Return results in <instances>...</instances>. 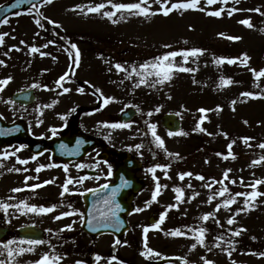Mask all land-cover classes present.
Listing matches in <instances>:
<instances>
[{"label":"rangeland","instance_id":"1","mask_svg":"<svg viewBox=\"0 0 264 264\" xmlns=\"http://www.w3.org/2000/svg\"><path fill=\"white\" fill-rule=\"evenodd\" d=\"M112 2L134 3L138 0H112ZM176 2H181V0H169V6ZM99 3L107 4V0H54V3L46 5L44 12L45 17L66 25V28L90 29L99 33L100 41L92 42L90 46H102L104 55L111 59H108L111 70L117 73L111 74V83H114L113 79H117L123 73V77L129 79L126 81L125 92H117L115 87H109L110 98H113L111 111L115 113L124 106L136 107L141 114L159 109L157 111L159 113L169 112L178 115L184 123L183 131L186 135L190 133L187 131L190 128L194 129V134L198 137H209L215 132L217 137L214 143L211 145L209 143L206 149L200 153L195 152L191 138H184L185 135H180L173 141L164 142V148L158 147L157 144L152 148L154 157L175 159L176 162L183 158L189 160L188 163L183 164L184 166L174 165L161 170L156 169L154 173L148 171L149 178L154 180L153 176H155L161 181L160 185L162 186L156 201L150 203L153 210L157 212L155 215L159 218L161 213L167 212L159 230H152L147 234V238H150L148 247L161 254L149 259L160 260L170 256L185 258L188 264H203L202 258L210 259L214 264H233V261L235 264H264V256L259 255L264 253V196L256 199L255 206L251 211H240L237 215V211L244 207L245 198L235 195L236 193L251 192L252 188L249 185L252 182L264 180V162L255 165L252 163L253 160L264 156V149L258 146L260 143H264V98L253 99L241 95L243 92H252L264 96V77L257 81L250 71V69L257 71L264 69V31H261L264 29V0H239L238 3L236 0H228L227 4L218 2L214 5H207L206 0H201L200 7L204 8V11L174 10L167 17L162 14L143 17L130 15L127 12L117 13L113 17V20L117 21L116 23L102 15L103 11L112 10L110 6L103 9L101 13L85 15L86 6ZM149 3L152 5L153 11L160 7L155 0H149ZM77 5L81 6L83 11L80 9L71 11ZM221 8L224 11L220 17L206 14ZM232 8H236L238 11L229 16L228 10ZM257 8L260 9V12L251 11ZM244 19H249L253 27L249 28L239 23ZM18 21L19 19L9 21L0 28V34L8 33L4 37L3 45H0V60H3L6 65L0 66V79L12 77L11 82L0 92V117L8 123L17 119L26 122V108L15 106L9 101L12 93L32 88V85H26V77L31 75V67L27 63L32 61L33 56H36L29 53L31 41L25 40L26 30L20 27L21 24ZM23 26L25 27V25ZM102 35L107 37L103 39ZM30 36L32 38V32ZM229 36H238L241 39L230 40L227 38ZM22 40L25 41V44L20 43ZM165 45L171 47H165ZM14 48L20 50L17 51ZM192 48L202 49L203 54L194 58L190 57L187 64L183 63L182 57H177L175 62L178 65L194 69L193 72H176L170 82L163 85L157 84L155 87H151L150 84L156 78L149 77L148 84L135 87L140 77L132 73L133 66L139 70V65L157 56L170 51ZM206 48L212 54L210 58L212 62H209L208 56L205 55ZM214 54L226 59L242 58L244 54H247L250 60L247 66L241 64L240 59H237L235 64L225 62L220 65L215 62ZM48 57V54L40 57L36 61L38 63L33 68L34 71L36 68L42 67V62L47 61ZM101 59L103 60V58ZM117 63L121 64L125 71L119 72L115 67ZM101 65L102 61L93 57L80 60L78 74L81 76V70H87L91 73L88 77L94 80L101 71ZM121 72L123 73L120 74ZM130 73L131 78H129ZM221 78L231 79L233 83L221 86ZM194 80L196 83L193 82ZM106 90L108 89L106 88ZM41 91L43 90H37L38 101L42 98ZM118 96L125 100L121 106L114 101ZM74 101L75 99H70V103ZM232 101H236V103L233 105ZM217 106L221 109L219 112L216 111ZM201 108L209 111L201 113L199 111ZM58 109L62 111L60 106ZM58 113L60 112L51 110L46 112L45 117L55 119ZM202 116L205 118L201 127L205 131L200 132L196 130V125L200 123ZM34 122L36 125L39 124L37 120ZM192 124L193 126L190 127ZM46 125L56 126L54 123ZM118 133V131L113 132L115 135ZM225 133L227 136L224 135ZM242 137L253 138L249 142L251 147L243 143ZM232 141H235L232 152L236 158L229 157L225 160L223 155L228 154L227 146ZM185 144L188 146H184ZM135 146L136 144L133 143L121 149L135 151ZM17 148L20 146L10 144L0 149V154L5 151L16 153L7 159H0V165H2L0 166V202L10 205L19 204L20 201L26 202V171H23L26 164L21 165L17 162V158L26 159V153L23 148L16 151ZM215 152L223 155L217 156L215 159L212 157V153ZM168 153L178 155H169ZM147 154L144 153V155ZM16 168L21 171H9V169ZM229 169L231 171L228 179H224L223 174ZM184 172H192L193 176L181 180L179 174ZM197 175H203L205 180L196 179ZM241 179L243 183H241ZM220 180H224L223 186L228 188V193L224 197L215 196L212 202L208 203L209 197L214 196L222 187L218 183ZM208 183L212 184V188L204 187ZM13 188L25 190L14 193L11 191ZM155 188L156 186L153 187V191ZM175 188L183 190V199L179 202L175 198ZM257 190L264 193V184L259 185ZM233 196L236 199L235 204L231 205L229 209L221 207L219 211H216L217 204H222L224 199ZM9 197H14V199L10 200ZM170 205H175V207H169ZM140 208L144 209V207ZM0 211L4 212L3 209ZM208 213H213V216L207 221L202 220L201 217ZM138 214L147 220L145 210ZM4 215L8 218L12 228L26 225V211L23 209L18 210L15 207H10ZM32 215L37 216L36 221L44 223L43 215L46 216V214L34 213ZM47 215L55 220L54 211ZM13 217L16 218L14 222L11 220ZM230 217L235 220L233 225L227 224ZM201 227L206 229L205 245L197 244L195 249H191V245L196 243L191 237ZM177 228L186 232L187 236L172 237L168 235L170 230ZM239 228L246 229V231L241 232L239 236H232L231 232ZM130 236L128 235L126 238ZM136 236L143 238V231ZM97 243L96 254L103 257L99 264H107L108 258L104 256L102 249L107 248L109 239L104 238L98 240ZM11 247L16 248L17 245L13 244ZM19 247L26 249L25 244L19 245ZM126 248V259L130 260V264H145L144 256L138 254L136 260L129 257L131 253H134L135 247L126 245ZM33 249L32 252L25 251L22 255L16 256L12 264H34L44 254H48L46 250H41L40 246L33 247ZM138 249L141 253L144 251V245L141 243ZM3 251L4 249L0 248V252ZM229 251H231V256L228 255ZM48 255L51 256V254ZM4 258L6 260V252L0 256V259ZM67 259L68 257L62 258L60 263L64 264Z\"/></svg>","mask_w":264,"mask_h":264},{"label":"flooded vegetation","instance_id":"2","mask_svg":"<svg viewBox=\"0 0 264 264\" xmlns=\"http://www.w3.org/2000/svg\"><path fill=\"white\" fill-rule=\"evenodd\" d=\"M45 6L43 5L39 8L42 9ZM33 14H35V10ZM41 23L45 25L47 21L42 19ZM34 34L33 43L35 47H38L40 52H46L51 61H46L42 67L36 68L34 71L35 77L26 78L27 85H39V87L33 89L35 91V102L26 106V129L29 142L47 140L52 137L61 138L66 142L57 143V158L53 157L50 149L36 152L31 150L26 144V160L29 161L26 164V169H28L26 177H32V179L27 181V185L43 184L44 181L49 180L53 181V183L44 185L34 191L29 190L26 186V203L38 207L56 205L55 217L56 215L60 216L63 212L72 211L83 214L84 219V196L91 193L87 190L98 189L102 184L113 182V175L117 166L129 154L121 148L133 143L142 146L139 150L135 146V151L133 152L134 158L138 163L134 174L136 181L141 185V190L132 196V210L126 218L129 229L122 238H119L121 241L119 245L114 246L117 239L113 235L93 236L84 232L80 215H71L54 220L46 214L43 218L44 223L41 224L40 221L35 220L37 216H33L32 214L34 213L26 211V227L34 226L40 229L43 235L41 240L44 243L35 246H45L48 252H52L62 258L68 257L66 264H76L77 261H81L83 264H94L95 249H98L96 244L98 239L103 237L108 238L110 241L107 244V248L102 249L105 256L108 258L115 256L122 264H126V245H129L135 247V250H133L135 252L131 253L129 257L131 256L136 260L138 254H140V252L138 253V246L144 242V238L136 235L142 232L144 227L153 224L150 223V218L156 219V222L158 221L155 215L157 212L153 210L151 204L146 205V202L151 201L153 187L156 186L157 182L160 184L161 181L159 179H150L148 169L157 165L166 167L182 166L188 163L189 160L183 158L176 162L175 159L154 157L152 148L156 146V141L149 125L156 126V134L164 142L173 141L179 135L170 136L169 132L162 128L159 123L162 114L154 110L153 112L138 114V116L128 122H121L120 114L129 107L124 106L121 110L114 113L111 111V102L104 105L103 101L105 97H110L111 95L110 86L115 87L117 92H125L127 79L117 78L113 79L114 83H111L110 68L106 63H103L100 75L94 80L88 77L90 72L87 70H81L80 76L78 69L75 68V74H71L72 69L68 66L71 62L66 61V58L64 61L61 55L64 53L69 54V52L74 54L70 44L75 43L83 60L96 53L104 56L105 52L102 50V46H98L99 48L94 45L90 46L92 42L100 41L99 33L90 29H62L55 31L53 29L39 28L35 29ZM106 37L102 35L101 38L105 39ZM49 41H52V43H49ZM65 72L70 73L69 77L62 82L64 87L71 89L67 93H64L63 89L55 83ZM38 89L44 91V93L41 91L40 95L43 99L41 98L39 101L36 100ZM77 89H83V92L77 91ZM96 89H100V92H97ZM72 98L75 101L70 103ZM114 101L119 106L122 105V102H125L124 98H120V96L116 97ZM59 106L62 111L58 109ZM51 110L60 112L53 121L45 117L46 112ZM61 117H64V119H61ZM34 120L39 121V124L36 125ZM52 122L56 125L55 128L58 129L55 136L49 131L53 127L46 125ZM113 123H126L131 126L117 129L106 126ZM115 131L119 133L117 135L113 134ZM77 141L82 142L79 147L77 146ZM61 145H66V147L61 148ZM77 147L78 151H75ZM145 152L148 154L144 155ZM33 156L37 158L32 160L31 157ZM50 164H67L68 171L65 172L63 167H47ZM77 164H84L85 167L78 169L76 167ZM40 165H45L46 167L37 173L35 169ZM109 168H111V176L107 175ZM156 169L161 170L164 168ZM82 176H88L89 179L84 180L82 184L77 183L76 181ZM97 176L100 177L99 180L95 179ZM69 178L73 180V183L69 185V192L61 197L62 185ZM80 193L84 194L81 195ZM138 207H144L147 213V220L138 216V212L135 211ZM4 214V212L0 211V225L6 228L5 236L0 240V244L9 240L19 241L17 230L21 226L12 228ZM11 220L14 222L16 218L13 217ZM67 225H71V229H68ZM128 235L133 236L126 238ZM148 241L150 239L147 238ZM26 247L30 246L26 244ZM171 262L167 264H171ZM146 264H154V261L148 259Z\"/></svg>","mask_w":264,"mask_h":264},{"label":"snow or ice","instance_id":"3","mask_svg":"<svg viewBox=\"0 0 264 264\" xmlns=\"http://www.w3.org/2000/svg\"><path fill=\"white\" fill-rule=\"evenodd\" d=\"M25 2V0H17V3H23ZM27 2H29L31 4V7L28 9V14L32 15L34 10H35V20L34 23L39 26L40 28H44V24L41 23V20H46L47 23L49 25H53L56 28H60L62 27V25H60L58 22L44 17L43 14L39 11V7L43 6V5H50L52 3H54V0H42V4L41 3H33L32 0H27ZM155 2L157 4L160 5L159 9L156 11L152 10V5L149 3V0H138V2H134V3H113L112 0H107V4L105 3H99L96 5H88L87 7V12L85 13V15H87L88 13H101L103 9H105L106 7L110 6L111 7V11H103L102 15L103 17L112 20L113 23H116V20H113V17H115L117 15V13H124L127 12L130 15H135V16H143V17H150V16H156L158 14H162L165 17H167L172 11L174 10H178V11H187V10H197V11H204V8L200 7V2L201 0H181V2H176V3H171L169 6V0H155ZM222 3V4H227L228 0H206L207 5H214L216 3ZM236 2L238 3L239 0H236ZM17 5L13 4L10 5V8H15ZM77 9H80L81 11H83V9L81 8V6L77 5L75 8L71 9V11H76ZM224 11L223 8H221L220 10L217 11H209L206 14L209 16H214V17H220L222 12ZM235 11H238V9L236 8H232L228 10V15L231 16ZM251 11H256V12H260V9H253ZM21 13L17 12L15 13V15H20ZM8 18L5 17L4 19L0 20V24H7ZM239 23L252 28L253 25L251 23V21L249 19H244L239 21ZM261 31H264V29H262ZM8 33H2L0 34V45H3L4 43V37L7 36ZM37 35H39V33H37ZM223 35V34H221ZM14 38V37H13ZM230 40H239L241 39V37L238 36H229L227 37ZM21 44H25V41H20ZM49 43H52V41H49ZM185 43H187V41H185ZM46 46V45H45ZM165 47H171L170 45H165ZM70 48L72 50H74V55L72 52H69V56L70 59L72 61V63L70 64V69H72L71 74L74 75L75 74V68H78L80 66V60H81V53L79 48L77 47V45L75 43H71L70 44ZM17 51H19L20 49L17 48ZM29 53H38L40 52V49L38 47L35 46H31L29 47ZM9 51H11V49H9ZM203 54V50L199 49V48H192L190 50H181V51H170L167 52L164 55L161 56H157L154 59L147 61L141 65H139V70H137V68L135 66H133L132 68V73H135L136 75H138L140 77L139 82L135 85V87H140V85L142 84H148L149 83V77H155L156 79L150 84L151 87H155L157 84L163 85L166 82H170L173 79L174 73L176 72H193L194 69L192 68H188V67H184L181 65H178L175 60L177 57H182L183 59V63L187 64L189 58H194V57H198L200 55ZM5 55H7V53H5ZM41 56H44L45 53L40 52ZM237 59H240L241 64L247 66L248 61L250 60V57L247 56V54H244L242 58H235V59H226L224 57H220L218 58L215 62L217 64H223L225 62H227L228 64H235L237 63ZM0 66H6L5 62L3 60H0ZM115 67L117 68V70L119 71H125V69L123 68V66L119 63H117L115 65ZM250 71H252L254 79L255 80H260L262 77H264V69H260L259 71H257L256 69H250ZM70 75L69 72H65L63 75H61L57 80H56V85L60 88L63 89L64 93H67L69 91H71V89L64 87L62 82L66 80V78H68ZM129 78H131V73L129 74ZM12 80L11 76H8L7 78L4 79H0V92H2L4 90V87H6ZM194 83H196V81H193ZM87 83V82H86ZM233 81L231 79H224L221 78L220 84L221 86H226V85H230L232 84ZM33 88L39 87V85L37 84H33L32 85ZM46 87V86H45ZM77 91L83 92V89H77ZM97 92H100V89H96ZM241 95L243 97H247V98H253V99H261L264 98V96H259L257 94H254L252 92H243L241 93ZM171 98V97H169ZM113 98L110 97H105L104 98V105H107L108 103H110L112 101ZM11 102V101H9ZM236 103V101H232V104L234 105ZM220 107L217 106L216 111H220ZM234 110V109H233ZM157 111H159V109H157ZM199 111L201 113H206L207 111H209L208 109H204L201 108L199 109ZM149 115H151V113H149ZM2 118V117H0ZM204 116L201 117V121L200 123H197L196 125V130L203 132L205 131L204 128L201 127V123H203L204 120ZM61 119H64V117H61ZM245 123H247V121H245ZM107 127L113 128V129H117V128H128L131 125L130 124H126V123H113V124H107ZM149 127L152 129V135L155 138L156 144L158 147L160 148H164V141L156 134L155 132V125H149ZM49 131L52 133L53 136L56 135L58 129H56L55 127L50 128ZM4 131L0 130V135H3ZM169 135H186V133L180 132V133H175V132H169ZM225 136H227V134H224ZM243 143L245 145H248L249 147H251L250 145V140L253 139L252 137H242L241 138ZM81 141H77V146L79 147V145L81 144ZM235 143V141H232L231 143L228 144V154L227 155H223L222 153H216L217 156H222L223 155V159L227 160L229 157H231L232 159H235L236 157L234 156L233 152H232V147L233 144ZM261 149H264V143H260L258 145ZM24 146H20V148H17L16 151H20ZM66 145H61V148H65ZM78 147L75 151H78ZM142 146L141 145H136L137 150H139ZM16 153L15 152H8L5 151L2 154H0V159H7L10 156H14ZM169 155H178V154H173V153H168ZM37 157L33 156L31 157L32 160H35ZM17 162L21 165H25L28 164L29 161L26 159H19L17 158ZM261 162H264V156L260 157L258 160H253L252 163L255 164H259ZM2 166V165H0ZM45 165H40L39 167H37L35 169V171L37 173H39L43 168H45ZM47 167H63L65 172L68 171V165L64 164V165H56V164H50ZM76 167L78 169H82L85 167L84 164H77ZM166 168V166H161V165H157L154 168H149L148 171L154 173L156 171V168ZM16 171V172H20L21 169L16 168V169H9V171ZM23 171H28V169H23ZM231 170H226L223 174L224 179H228L229 176V172ZM111 168H109L108 171V176H111ZM193 176L192 172H184L179 174V178L181 180H184L185 177H191ZM29 179H32V177H26L25 178V184L26 186L29 188V190L34 191L37 188L43 187L44 185H47L49 183H53V181L49 180V181H44L43 184H34V185H27V181ZM89 179L88 176H82L80 177L76 182L82 184L84 182V180ZM95 179L99 180L100 177L97 176L95 177ZM122 179V184L120 185V187H124L127 185V181ZM153 179L156 180L157 178L155 176H153ZM196 179L198 180H205V177L203 175H197ZM73 183V180L71 178L66 179V181L64 182V184L62 185V191L60 193L61 197H63L65 195V193L69 192V185ZM218 183H220L222 185V187L219 189L218 192L215 193L214 196H210L208 199V203H211L212 200L215 198V196H220V197H224L226 193H228V188L223 186L224 184V180H220L218 181ZM232 183H235V181H232ZM241 183H243V180L241 179ZM261 184H264V180H255L254 182H252L249 186L252 188L251 192L248 193H236V196H243L244 199V207L242 209H239L237 211V215H239L240 211H251L254 208V202L256 201V199L260 196H264V193L260 192L257 190V187ZM161 185L157 182L156 184V188L152 193V198L151 201L146 202L147 204H150L153 201H156L157 197L160 195V189H161ZM204 187L206 188H212V184L208 183L205 184ZM109 185L107 183L100 185V187L98 189H88L87 191L89 192H99L101 190H105L108 189ZM25 189L22 188H13L11 189L12 192L14 193H18L21 191H24ZM175 193H176V200L179 202L183 199V190L181 188H175L174 189ZM119 192V188H112L111 189V193L109 196H107L104 200H103V204L105 205L104 209H98L94 206L93 210L89 211L88 213V220H87V224L89 226V228H91L92 230H97L94 227V223L95 224H99L102 227H114L116 228V230H119V227L121 225V221L120 218L118 217L117 213L118 211H120V205L118 203L115 202V197ZM81 195H83L84 193H80ZM9 199H14V197H9ZM236 203V199L235 197H230L227 199H224L222 204H217L216 205V211H219L221 207L225 208V209H229L231 205ZM10 207H15L18 210H25L27 212H31V213H38V214H47V213H51L53 211H55L56 205H52L50 207H45V206H36V205H29L27 204L25 201H20L19 204H15V205H10L8 203H4V202H0V209H3L5 213H7L8 209ZM169 207H175V205H170ZM144 209L141 208H136L135 211L136 212H141ZM95 213H98V215H96ZM71 215H80L81 216V222L83 223V214L81 213H76V212H72V211H66L61 213L60 216H56L55 219H61L62 217H66V216H71ZM167 216V212H163L160 214L159 220L155 223H153L150 226L144 227L143 229V233H144V251H142L140 253L141 256H144L145 258H150L153 256H160L161 254L159 252L154 251L152 248L148 247L147 244V234L150 231V229L152 230H159L160 225L164 222L165 218ZM213 216V213H208L205 214L204 216L201 217L202 220L207 221L209 220L210 217ZM217 223H219V221H217ZM235 223L234 218H229L227 220V224L228 225H233ZM68 229H71V225H67L66 226ZM63 230V229H62ZM191 231V230H189ZM246 231V229L243 228H239L235 231L231 232L232 236H239L241 234V232ZM205 232L206 229L201 227L198 230H196V234L191 237L192 239H194L196 241V243H193L191 245V249H195L197 247V244H199L200 246H204L205 245ZM168 235L172 236V237H182V236H187V233L182 231L181 229L177 228L174 230H170ZM219 239V238H217ZM253 239H255V237H253ZM44 243V241L40 240V239H22L19 241H14V240H9L6 243H2L0 244V248L4 249L3 252H0V256H3L6 252V260L5 259H0V264H12L14 258L16 256L22 255L25 251L27 252H32L34 249L31 246H35V245H40ZM126 243V242H125ZM16 244L17 247L13 248L11 247V245ZM22 244H27L30 247H28L27 249L23 248V247H19V245ZM121 244V241L119 239H117L114 243L115 245H119ZM219 246V245H217ZM190 249V250H191ZM210 250V249H209ZM255 255V253H253ZM228 255L231 256V251L228 252ZM260 256H264V253H260ZM62 259L61 256L59 255H48L47 253L44 254L38 261H35L34 264H60V260ZM103 259V257H101L99 254L94 256V260L96 261V264H99V262ZM176 259H181L179 257H177ZM203 259V264H214V262L210 259L207 258H202ZM122 264V262L118 261L117 257L112 256L110 258H108L107 260V264ZM76 264H83V262L81 261H77ZM183 264H188L187 260L183 261ZM233 264H235V261H233Z\"/></svg>","mask_w":264,"mask_h":264},{"label":"water","instance_id":"4","mask_svg":"<svg viewBox=\"0 0 264 264\" xmlns=\"http://www.w3.org/2000/svg\"><path fill=\"white\" fill-rule=\"evenodd\" d=\"M32 1L36 2L38 0H32ZM13 4H16L17 6L15 8H10L9 6L13 5ZM28 4H29V2H27V0H25V2H23V3H17V0H10L4 6L0 7V18L9 14L12 11L25 9L28 6ZM12 100L15 103H19L21 105H26L27 102L32 100V96H31L30 92L24 91L21 93L14 94L12 96ZM134 114H135L134 111L129 110L125 114L122 115V119L125 120L127 118H130ZM161 124L166 129H168L172 132H177L180 128V123L178 120H176V117L174 115L164 116L161 119ZM0 130L4 131V134L0 135V146L4 142H14V143H20V144L26 145V125L24 122H15L13 124L6 125L0 119ZM50 143L51 142L46 143V144L49 145ZM43 144H45V143H43ZM133 168H135V162L132 160V158L127 157L126 160H124L123 164L118 167V169L114 175L115 183L110 185L108 189L104 190V191H106V190L108 191L107 196L110 195L112 188H119V193H121V196L123 198L128 197L130 192H136L139 189V187L137 186L135 179L133 177V173L131 172V170ZM121 178H123L124 180H126L128 182L127 185L124 187H120V185L122 184ZM129 206L130 205H129V199H128V201L126 203V207H124V205L121 204V209H120L121 211H118V213H117V215L121 221V225H120L118 231L114 227H102L99 224L94 223V227L97 230L94 231V230L90 229L91 232H95V233H97V232H114V233H116L117 236H120L121 234H123L127 229V225H126V222L124 220L123 215L125 216L130 211ZM89 211H91V210L87 209L85 212V215H86L85 223H86L87 227H88L87 220H88ZM95 214L98 215V213H95ZM19 236L22 238H28V237L30 238V237H34V236L36 239L39 238L38 237L39 234L36 233L32 228H23V229L19 230Z\"/></svg>","mask_w":264,"mask_h":264}]
</instances>
